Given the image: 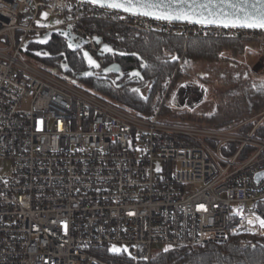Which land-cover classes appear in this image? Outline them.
<instances>
[{"label": "built area", "instance_id": "1", "mask_svg": "<svg viewBox=\"0 0 264 264\" xmlns=\"http://www.w3.org/2000/svg\"><path fill=\"white\" fill-rule=\"evenodd\" d=\"M54 18L63 21L40 26ZM92 19L107 27L89 33ZM68 28L98 71L96 38L114 48L132 31L264 41L259 29L168 23L83 0H0V264H154L158 252L264 237V125L242 134L169 123L160 110L140 116L26 58L29 42Z\"/></svg>", "mask_w": 264, "mask_h": 264}, {"label": "trees", "instance_id": "2", "mask_svg": "<svg viewBox=\"0 0 264 264\" xmlns=\"http://www.w3.org/2000/svg\"><path fill=\"white\" fill-rule=\"evenodd\" d=\"M82 26L86 27L89 33L98 34L104 29L105 25L100 21H87ZM243 44L244 41L239 40H186L181 37H165L156 33L128 32L124 35L122 43L114 47L120 54L105 56V68L108 67L107 65L117 62L127 73L138 71L140 75L133 85L136 86L138 83H141V85L143 83H151L150 90L145 97L135 93L139 92L138 88L130 90V85L106 87L102 82L96 80V77L79 79V75L86 73L89 68L81 53L70 51L65 40L61 37L54 36L51 43L46 47L31 44L25 56L31 63L66 82L72 81L70 75L74 72L76 75L73 76L78 79L77 87L90 93H93L92 89L102 92L105 96L102 94L95 95L140 116L148 117L153 115L157 108L160 107V104L163 103L160 108V117L164 119V115H166L165 111L167 110L168 113H171V110L167 107L168 98L162 100L161 97L172 77L173 80L170 83L177 86L180 78L189 77L186 69L190 67L194 59L221 61L219 59L220 52L225 49L229 50L232 55L230 56L231 58L234 56L237 57L244 53V48H242ZM41 48H44L50 54L49 58L40 59L34 56L32 50ZM184 51L186 54L183 57L182 63H180L179 74L173 76L177 65H179L182 52ZM58 61L61 62L58 64ZM62 61H65L70 66L71 70L67 74H63V70L61 69ZM47 64L55 67L51 69L47 67ZM231 92L232 94L234 93V91ZM237 95L243 98L242 101L244 104L238 105L235 111L237 117H233L235 115L233 114L232 116L227 115L226 117L219 118V108L224 103L228 106L226 107L227 109L229 107H231L230 110L232 111L234 109L232 104L230 106L228 100H221L220 103L218 100L220 105L217 106L215 114L210 117L217 122L214 125L215 128L232 127L236 123H240L264 110V80L254 81V83L246 85L242 91L238 90ZM227 97L229 96L227 95ZM238 111L242 115L238 114ZM184 114V112H181L177 115ZM225 118H227V121L220 120ZM170 123L177 122L170 121ZM261 208L264 209V204ZM160 254V257L155 260L154 264H264V237H232L224 244H208L196 250L179 249L170 252H161ZM120 257L126 258L127 253L124 252ZM110 259L112 264H120L117 259Z\"/></svg>", "mask_w": 264, "mask_h": 264}, {"label": "rangeland", "instance_id": "3", "mask_svg": "<svg viewBox=\"0 0 264 264\" xmlns=\"http://www.w3.org/2000/svg\"><path fill=\"white\" fill-rule=\"evenodd\" d=\"M61 23L62 18H54L52 21L43 23V25L50 26L52 22L54 24ZM133 33H144L141 31H132ZM161 35V34H160ZM165 37H172L168 35H162ZM175 37V36H174ZM186 39L185 37H181ZM191 39H208V38H198L191 37ZM212 39V38H209ZM187 40V39H186ZM214 40H225V39H214ZM227 40V39H226ZM239 41H244L243 47L244 53L240 56L231 58V53L228 49L220 52V60L221 61H210L204 59H197L190 64V67L186 69V72L189 74V77L180 78L177 82V86L172 85L171 81L173 77L166 85V90L162 95L161 99L164 100L168 98L167 104L168 108L171 110V113H168L166 109V115H164L165 121H175L176 124L189 125L195 127L209 128V129H218V130H226L229 128H233L235 126L241 125L242 134H247L250 131V128L254 127L256 124L261 123L264 125V110L256 113L252 117L241 121L240 123H236L232 127L226 128H215V122L210 117L215 114L217 111V106L220 105L221 100H228L230 102V106L232 104L234 111L227 109L226 104L220 106L219 118L226 117L227 115L235 114L238 105L243 104V98L237 95L238 90L242 91L246 85L251 83L258 82L264 80V41H260L255 37L248 36L246 38L236 39ZM39 51V49H33L32 53ZM41 51V50H40ZM186 52H182V56L179 59V65H177L174 75L177 76L179 74L180 63H182L183 57ZM229 57V58H228ZM228 59V60H226ZM61 61H59L60 63ZM65 64V61L61 63ZM47 67L53 68L55 66L51 64H47ZM57 68V67H56ZM178 69V70H177ZM67 74V73H63ZM72 78V83H78V79L74 77L72 74L70 75ZM171 82V83H170ZM151 83H138L135 85H130V90H134L138 88L137 95H141L142 97L147 96L150 90ZM94 94H102L104 93L98 92L92 89ZM231 91H234L232 94ZM232 94V95H229ZM227 95L229 97H227ZM219 100V103H218ZM163 104V103H162ZM160 107L157 108L156 111L160 110ZM229 110V111H228ZM164 112V111H163ZM181 112H184V115H177ZM187 113V114H186ZM238 114H241L238 111ZM172 115V116H171ZM242 115V114H241ZM233 117H237L236 114ZM230 118V117H229ZM240 118V117H239ZM163 119V120H164ZM223 121H227V118L220 119ZM214 126V127H213ZM249 131V132H248ZM258 136L264 138V128L258 133ZM237 148V147H236ZM235 151V150H234ZM8 172L6 171L5 174ZM198 187L189 188L188 191H195ZM157 248V247H156ZM161 249V248H157ZM160 252L156 254V259L160 257Z\"/></svg>", "mask_w": 264, "mask_h": 264}, {"label": "snow or ice", "instance_id": "4", "mask_svg": "<svg viewBox=\"0 0 264 264\" xmlns=\"http://www.w3.org/2000/svg\"><path fill=\"white\" fill-rule=\"evenodd\" d=\"M87 2L102 8L123 11L132 16L151 17L168 23L184 21L202 27L215 26L225 29L241 28L264 31V0H87ZM44 15L46 18L47 13ZM40 26L46 27L47 25ZM61 35L68 36L67 33H61ZM47 40L48 37L45 36L40 42L46 43ZM68 47L75 51L80 45L73 46L69 41ZM106 50L111 51V49ZM84 57L90 66L98 67L87 52H84ZM132 75L139 77L140 74L134 72ZM256 219L260 227L264 229V219L260 217ZM112 251L119 252L120 249L113 246ZM165 251L168 249L166 248Z\"/></svg>", "mask_w": 264, "mask_h": 264}, {"label": "water", "instance_id": "5", "mask_svg": "<svg viewBox=\"0 0 264 264\" xmlns=\"http://www.w3.org/2000/svg\"><path fill=\"white\" fill-rule=\"evenodd\" d=\"M83 1L87 2V0H83ZM173 22H175V23H187V22H184V21H173ZM61 33H67L68 36L67 37L62 36ZM45 36L48 37L47 42L46 43H41L40 41L43 40ZM54 36H58V37L63 38L65 40L66 44H67V47H68L69 41H71L73 46H75L77 44L80 45V47L76 48L75 51L73 50V48H69L68 47V49L70 51H72V52H75V53H81L83 59L86 61V64H87L89 70L86 73H84L82 76H80L81 78H91V77H97L98 76L99 72H97V71L99 70L100 66H99L98 62L96 61V59L94 58V56L87 52L89 54V56H91V58L96 62L98 67L90 66L89 63H88V60L84 57V52H86V51L83 50V47L86 45L87 41L84 38L80 37V36L74 35L70 28H68V29H57V30L49 31L48 33H46L42 37H39V38L34 39L33 41L29 42L27 44L26 48H28L31 44H35V45H38V46L46 47V46H48L51 43V41H52ZM96 42L100 45V53H99L100 56L105 57V56L110 55V54H113V55L120 54L112 46L103 43L102 39L96 38ZM106 49H111V51H107ZM37 53H39V55ZM33 54H34V56H36L38 58H41V59H45V58H49L50 57V54L48 52H46V50L36 51ZM62 70H63L64 73H67L71 69H70V66L65 63V64L62 65ZM134 72H138V71H134ZM134 72H132V73H134ZM88 73H91V75H88ZM101 73H102L103 76H108V75H111V74H117L118 77H117L116 81H120L125 76L124 73H123V70H122V68H121V66L119 64H112V65L108 66L107 68H105L103 71H101ZM132 73L130 74V76L134 77L132 75ZM263 175H260L258 177V180H260L263 177Z\"/></svg>", "mask_w": 264, "mask_h": 264}, {"label": "flooded vegetation", "instance_id": "6", "mask_svg": "<svg viewBox=\"0 0 264 264\" xmlns=\"http://www.w3.org/2000/svg\"><path fill=\"white\" fill-rule=\"evenodd\" d=\"M39 50H45V49L41 48ZM57 63L59 64V61ZM112 64H119V63L115 62V63H111V64H109L107 66H110ZM121 68H122V66H121ZM122 70H123V68H122ZM97 72H99V74H98V76L95 79L100 81V82H102L103 85L106 86V87H118V86H123V85H133L134 82L138 80L137 76L131 77L130 76L131 73L130 72L127 73L124 70H123V73H124L125 76L120 81H116V79L118 77L117 74H111V75H108V76H103L101 74V71H97ZM71 74L74 75V76L76 75L74 72H72ZM79 76H81V75H79Z\"/></svg>", "mask_w": 264, "mask_h": 264}, {"label": "bare ground", "instance_id": "7", "mask_svg": "<svg viewBox=\"0 0 264 264\" xmlns=\"http://www.w3.org/2000/svg\"><path fill=\"white\" fill-rule=\"evenodd\" d=\"M90 21H98V20H94V19H92V20H90ZM99 22V21H98ZM101 23H105L104 25V29L107 27V25L106 24H108V23H106V22H101ZM114 27H116V26H114ZM85 29H87L86 27H85ZM118 30H120V32H121V29L119 28ZM124 37V36H123ZM172 37H174V36H172ZM175 37H182V36H175ZM188 40V39H187ZM47 52V51H46ZM105 58V57H104ZM41 59V58H40ZM106 64V63H105ZM35 65V64H34ZM107 68V67H106ZM105 69V66L103 67V68H101V70L100 71H103ZM49 73V72H48ZM64 73V72H63ZM51 74V73H50ZM102 74V73H101ZM82 76V75H81ZM79 79H81V77L79 76ZM77 84V83H76Z\"/></svg>", "mask_w": 264, "mask_h": 264}]
</instances>
